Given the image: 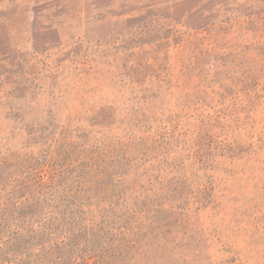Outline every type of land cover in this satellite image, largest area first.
I'll use <instances>...</instances> for the list:
<instances>
[{
	"label": "rangeland",
	"instance_id": "rangeland-1",
	"mask_svg": "<svg viewBox=\"0 0 264 264\" xmlns=\"http://www.w3.org/2000/svg\"><path fill=\"white\" fill-rule=\"evenodd\" d=\"M147 13L182 22L147 33ZM6 15L0 152L47 138L58 166L114 167V207L79 238L92 264H264V0H0Z\"/></svg>",
	"mask_w": 264,
	"mask_h": 264
},
{
	"label": "trees",
	"instance_id": "trees-1",
	"mask_svg": "<svg viewBox=\"0 0 264 264\" xmlns=\"http://www.w3.org/2000/svg\"><path fill=\"white\" fill-rule=\"evenodd\" d=\"M191 13L206 19L207 12L202 8ZM34 17L39 25L40 14ZM145 19V32L155 34L173 26L175 29L182 22L162 14L152 17L147 13ZM46 21H50V27L55 24L54 20ZM17 29L15 19L6 15L0 22V42ZM157 55L152 53L153 57L146 59L149 75L158 65ZM9 98L4 94L1 100L8 102ZM41 133L46 134L43 130ZM52 141V148L44 147L48 139L41 138L31 148L21 145L16 150L10 146L5 154L0 152V264H60L67 259L72 264L94 262V250L85 249L79 238L87 242L94 234V224L105 204L114 207V200L109 198L105 202L106 198L98 190L102 177H113L114 167L95 164V156L58 166L57 161L68 152L65 150L60 155L55 148L58 142ZM106 155L107 162L117 158L115 148H109ZM173 159L169 160L168 167L173 165ZM138 187L137 184L133 188L134 195Z\"/></svg>",
	"mask_w": 264,
	"mask_h": 264
}]
</instances>
